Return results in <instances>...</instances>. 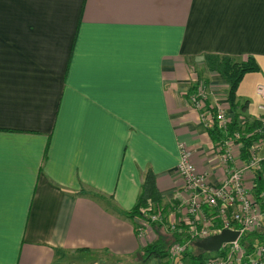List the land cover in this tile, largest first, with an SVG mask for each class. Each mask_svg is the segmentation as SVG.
<instances>
[{
  "label": "crops",
  "instance_id": "crops-1",
  "mask_svg": "<svg viewBox=\"0 0 264 264\" xmlns=\"http://www.w3.org/2000/svg\"><path fill=\"white\" fill-rule=\"evenodd\" d=\"M206 53L255 58L237 100L259 122L264 0H0V264H159L123 213L148 169L174 201L179 141L223 176L188 103L203 81L234 114Z\"/></svg>",
  "mask_w": 264,
  "mask_h": 264
},
{
  "label": "built area",
  "instance_id": "built-area-1",
  "mask_svg": "<svg viewBox=\"0 0 264 264\" xmlns=\"http://www.w3.org/2000/svg\"><path fill=\"white\" fill-rule=\"evenodd\" d=\"M194 86L188 103L199 112L202 128L208 131L217 126L224 130L232 117L228 109L217 99L206 106L205 101L212 95L209 85L203 82ZM255 93L260 99L257 105L259 125L249 135L257 134L258 138L248 148L246 158L241 157L242 145L234 142V138L220 140L213 145V156L223 176L211 183L208 180L210 166L198 170L191 150L179 141L176 164L179 186L174 201L162 210L163 204L157 205L148 199L146 205L139 208L140 215L132 219L136 236L143 246L156 238L157 226L182 239L170 245L166 257L155 258L159 264H189L178 259L190 245L223 229L238 231L237 238L223 242L215 251L216 255L205 256L200 264H264V243L248 248L240 242L244 233L264 220V84H257ZM246 122L240 119L241 124ZM238 136L236 133L235 138ZM257 174L261 178L259 186L254 182Z\"/></svg>",
  "mask_w": 264,
  "mask_h": 264
},
{
  "label": "trees",
  "instance_id": "trees-1",
  "mask_svg": "<svg viewBox=\"0 0 264 264\" xmlns=\"http://www.w3.org/2000/svg\"><path fill=\"white\" fill-rule=\"evenodd\" d=\"M203 63L207 71L214 72L225 80L227 84L226 101L228 107H230L234 112L224 130L215 126L208 129V135L215 146L220 140L234 138V142L242 145L240 154L241 157L245 159L248 148L253 141L258 138L257 134H249L257 128L259 122L245 124L240 123V119L242 117L240 112L247 107L248 101H244L242 104L238 103L237 89L244 75L250 72H258L260 70V66L251 55L246 59H237L224 54L206 53L203 57ZM194 87L191 89L190 93L195 90ZM205 104L206 106H209L208 100L205 101ZM236 133L239 135L237 138H235ZM254 182L256 186L260 185V175L257 174L255 176ZM148 199H151L157 205H161L163 201V197L156 186L155 174L151 169H148L143 176V181L136 203L131 209L124 212L123 215L130 219L139 216V208L146 205V201ZM165 209L166 206L162 205V210ZM156 231L158 232V237L147 245L141 247L138 254L134 258L143 262L150 258H164L168 255L170 245L173 242L182 240L179 235L164 232L159 226L156 227ZM240 242L248 248L252 247L253 244L264 243V220L253 230L244 233ZM191 245H194V243ZM198 249L200 251L192 250L189 247L178 260L186 261L189 264H200L202 259L206 256V251L200 248Z\"/></svg>",
  "mask_w": 264,
  "mask_h": 264
},
{
  "label": "water",
  "instance_id": "water-1",
  "mask_svg": "<svg viewBox=\"0 0 264 264\" xmlns=\"http://www.w3.org/2000/svg\"><path fill=\"white\" fill-rule=\"evenodd\" d=\"M238 231L223 229L221 232L210 235L200 241L194 242V245L206 252L218 251L223 242L235 240Z\"/></svg>",
  "mask_w": 264,
  "mask_h": 264
},
{
  "label": "rangeland",
  "instance_id": "rangeland-1",
  "mask_svg": "<svg viewBox=\"0 0 264 264\" xmlns=\"http://www.w3.org/2000/svg\"><path fill=\"white\" fill-rule=\"evenodd\" d=\"M249 81H251V80H249ZM251 82H253V81H251ZM264 82V81H263ZM201 83H203V81H201ZM205 131V130H204ZM207 132V131H206ZM213 143V142H212ZM214 145V144H213ZM158 237V235L156 236V238ZM155 238V239H156ZM190 249H192V250H195V251H200L199 249H198V247H196L195 245H190ZM217 253L216 252H206V256H212V255H216Z\"/></svg>",
  "mask_w": 264,
  "mask_h": 264
}]
</instances>
